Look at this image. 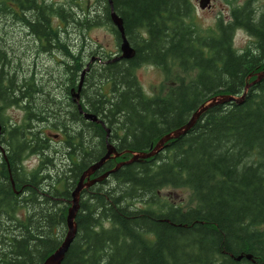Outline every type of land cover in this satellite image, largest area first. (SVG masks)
Listing matches in <instances>:
<instances>
[{"label":"trees","instance_id":"16d2710c","mask_svg":"<svg viewBox=\"0 0 264 264\" xmlns=\"http://www.w3.org/2000/svg\"><path fill=\"white\" fill-rule=\"evenodd\" d=\"M111 1L136 55L103 58L84 76L80 105L104 127L85 120L70 100L85 61L64 40L71 25L60 32L53 21L76 28L108 24L120 42L109 0H95L83 14H73L78 2L67 9L46 0H0V13L24 22L43 50L62 52L66 79L59 81L70 96L65 105L56 95L48 98L36 76H23L0 42V144L6 153L0 151V264H44L60 248L72 193L108 144L122 156L93 179L149 152L214 97H241L264 72V12L253 0L234 7L230 19L219 18L212 29L196 23L190 0ZM237 31L253 40L243 52L234 46ZM143 65L165 76L154 96L136 76ZM12 107L25 110L21 125L4 121ZM45 125L62 136L61 148L51 146ZM30 156L41 163L29 172L24 161ZM166 188L190 191L191 205L162 202L159 192ZM76 223L62 264H264V79L248 89L243 103L207 110L155 157L84 189ZM246 255L252 260H236Z\"/></svg>","mask_w":264,"mask_h":264},{"label":"rangeland","instance_id":"374dc122","mask_svg":"<svg viewBox=\"0 0 264 264\" xmlns=\"http://www.w3.org/2000/svg\"><path fill=\"white\" fill-rule=\"evenodd\" d=\"M195 9V20L202 28H214L219 18L225 20L230 19V14L234 7L243 6L248 0H211L210 9L202 10L200 8L201 0H190ZM55 6H65L67 9L74 8V3H81V7L75 8L74 13L83 14L95 3V0H46ZM253 5L260 12H264V0H253ZM17 14L20 17L22 14L15 7ZM68 25H71L68 34H64V40L69 45L71 50L81 56L85 63L84 69H90V65H94L98 61L97 58L107 59L108 57L117 58L120 55V44L116 34L108 24H99L90 28H76L74 24L61 23L59 19L54 18V29H60L62 32ZM0 42L5 44V47L10 50V55L14 60L17 68L23 72V76L35 75L40 84L44 86L45 95L52 98L55 95L60 98L64 105L68 102L70 96L64 93L63 83L65 72L63 69L64 56L62 52L56 50H43L42 45L37 41L31 32L28 30L24 22L16 20L10 14L0 13ZM253 40L244 32L237 31L234 38V46L239 52H243L247 47L252 46ZM95 58L94 61L92 59ZM87 73V72H86ZM176 75H182L185 78H190L189 75H184L176 71ZM136 76L141 83L144 92L148 96H154L160 93L161 87L165 84V76L162 71L151 65H143L136 70ZM61 83V84H60ZM44 97V94H41ZM67 95L69 96L67 98ZM66 96V97H65ZM72 100V98H70ZM47 103L45 99L40 101ZM44 104V105H45ZM25 110L20 107H12L4 112V121L7 123H15L21 125L25 119ZM9 126V124H8ZM46 125L41 129L51 139L53 148H61L63 146L62 136L58 131L46 129ZM56 134V135H55ZM58 135V136H57ZM56 136V137H55ZM45 137V136H43ZM58 163L64 160L63 157L58 158ZM41 163L39 156H30L24 161L26 171H34ZM159 197L162 202H167L174 206H180L187 209L191 205V193L186 189L166 188L159 192ZM138 208H145L140 203H135ZM72 205L69 207V209ZM19 217H25V211L19 212Z\"/></svg>","mask_w":264,"mask_h":264},{"label":"water","instance_id":"95a60500","mask_svg":"<svg viewBox=\"0 0 264 264\" xmlns=\"http://www.w3.org/2000/svg\"><path fill=\"white\" fill-rule=\"evenodd\" d=\"M211 0H201L200 1V8L202 10L210 9ZM110 6H111V19L113 22V25L116 27L120 34V52L121 55L115 60H131L135 57L136 51L135 49L131 46L128 38L126 37L125 34V29H124V24L123 20L117 15L113 8L112 1L109 0ZM92 59V61H94ZM87 69L86 71H88ZM86 71L83 72L80 84L78 87V90L76 91L75 89L72 90V96L74 98V101L79 105V111L84 115V119L87 121H92V122H97L100 123L104 126V124L101 122V120L93 115V114H88L85 113L80 105V92L83 86L84 82V76L86 74ZM264 79V72L260 73L257 75V79L248 85L245 89L244 94L241 97H236V96H231V95H220L216 96L211 101L208 103L202 105L193 115V117L190 119L189 123L185 125L184 127L178 129L177 131H174L172 133H169L166 135L163 139H161L156 146H153L149 152L146 153H140L136 154L132 157L131 160L123 162L118 164L114 169L104 173L103 175L97 177V178H92L98 171L101 170V168L111 159H116L122 156V153H119L116 149L115 146L108 144V151L106 155L97 163L93 164L90 168H88L83 175L81 176L76 188L74 189L72 193V207L68 211V216H67V228L68 232L67 235L64 239V242L60 246V248L54 252L46 261L44 264H62L66 253L68 252L69 248L71 247L72 243L74 242L76 235H77V223H76V218L77 214L80 210V197L81 193L84 189H89L90 187L102 183L104 180L108 179L110 175L115 173L117 170H119L121 167L129 165L131 163L140 161V160H147L150 158L155 157L158 155L164 148V146L169 143L170 141L176 140L182 136H185L196 124L198 119L201 117L202 114H204L207 110L214 106L218 105H225V104H230V103H236V104H241L243 103L245 96L247 94V91L250 87L253 85H256L260 83ZM105 127V126H104ZM2 129V126L0 125V130ZM109 131H108V136H109ZM245 257L247 260H252L251 255H246V256H239L236 260L240 261Z\"/></svg>","mask_w":264,"mask_h":264},{"label":"flooded vegetation","instance_id":"af4514ba","mask_svg":"<svg viewBox=\"0 0 264 264\" xmlns=\"http://www.w3.org/2000/svg\"><path fill=\"white\" fill-rule=\"evenodd\" d=\"M1 121V120H0ZM56 137V136H55ZM0 151L3 152V157L6 156V153L4 152V148L2 146V144H0ZM2 157V156H1Z\"/></svg>","mask_w":264,"mask_h":264}]
</instances>
